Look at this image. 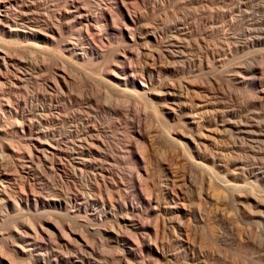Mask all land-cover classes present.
I'll return each instance as SVG.
<instances>
[{
  "label": "rangeland",
  "instance_id": "1",
  "mask_svg": "<svg viewBox=\"0 0 264 264\" xmlns=\"http://www.w3.org/2000/svg\"><path fill=\"white\" fill-rule=\"evenodd\" d=\"M125 1L0 0V264H264V0Z\"/></svg>",
  "mask_w": 264,
  "mask_h": 264
},
{
  "label": "bare ground",
  "instance_id": "2",
  "mask_svg": "<svg viewBox=\"0 0 264 264\" xmlns=\"http://www.w3.org/2000/svg\"><path fill=\"white\" fill-rule=\"evenodd\" d=\"M118 2H116L117 4L116 5H118L117 6V9L121 12L120 14H119V20L120 21H122L123 22V24L124 25H126V26H128V25H130V24H134L135 22H136V16H135V13L133 14V12L129 9V7L127 6V4H126V1L125 0H117ZM257 2V1H256ZM76 3V2H75ZM1 5H2V3H0ZM107 8H108V10H107ZM116 9V10H117ZM102 12L105 14V15H110L111 13H113L114 14V11H113V9L112 8H109V7H104V9L102 10ZM106 17V16H105ZM115 17V16H114ZM119 20H117V21H119ZM82 26V25H81ZM85 26V28L84 29H87L88 28V26L87 25H84ZM83 26V27H84ZM121 28V31L123 32L124 31V28H123V26L122 27H120ZM9 52V51H8ZM10 56V55H9ZM6 57V56H5ZM5 57H3V58H5ZM7 58V57H6ZM126 58V57H125ZM4 60V59H3ZM126 60V59H125ZM7 61V60H6ZM133 66V65H132ZM126 71H123L122 73L125 75V83H133V84H135V81H136V79H137V76L135 75V73H133V69H132V67H128V69H125ZM63 76V75H62ZM144 83L142 82V81H138L137 82V85H140V86H144L143 85ZM261 89V88H260ZM259 99V98H258ZM126 103V102H125ZM93 105V104H92ZM128 117V116H127ZM133 119V118H132ZM136 122V121H135ZM95 125V124H94ZM96 129V128H95ZM90 130H94L93 128H91ZM99 130V129H98ZM137 133H140L139 131H137ZM136 133V134H137ZM94 137V136H93ZM98 138V137H97ZM86 140V139H85ZM93 140H94V142H95V140L96 139H94V138H92V137H90V140H89V142H87V145H86V147H85V150H84V152H85V154L88 156V158L89 157H91L92 159L90 160V159H87L85 162H86V164L89 166V167H93V169H95L96 170V173L94 174V176H97V178L98 179H100L101 181H105L104 179H106V175L105 174H107L108 173V169L106 168V167H104V163L103 162H101V159L102 158H104V156H105V153H104V151L100 148V144H101V141H98V140H96V142H99V145H97V146H93ZM129 147V146H128ZM147 153V152H146ZM44 155V154H43ZM94 155V156H93ZM110 155V154H109ZM174 155V154H173ZM175 156V155H174ZM173 156V157H174ZM94 157H96V159L99 157L100 159H99V161H96V160H93L94 159ZM135 157H136V160L138 161V163L139 164H143V163H145V161H146V156H145V154L144 155H141V154H137V152H136V154H135ZM171 159H173V158H171ZM176 161V160H175ZM84 162V163H85ZM171 163V162H170ZM181 163V162H180ZM177 164V163H176ZM185 164V163H184ZM173 165V164H172ZM181 165V164H180ZM179 165V166H180ZM167 166V168L171 171V172H173L174 173V169L172 168V167H174V166H171L170 164L168 165H166ZM177 166V165H176ZM130 167V166H129ZM185 167V166H184ZM179 169V168H178ZM132 170V169H131ZM176 172L178 171V170H175ZM184 171H186V170H184ZM113 173V172H112ZM89 175V174H88ZM148 175V174H147ZM175 175V174H174ZM3 177H5V174L4 173H2V171H0V180H1V178H3ZM186 177V176H185ZM210 177V176H209ZM202 178V177H201ZM200 178V179H201ZM113 179H115V178H113ZM122 179V178H121ZM210 179V178H209ZM191 180V179H190ZM211 180V179H210ZM96 181H97V179H96ZM107 181V180H106ZM110 181V180H109ZM114 181V180H113ZM142 181V180H141ZM213 181V180H212ZM121 182V181H120ZM94 183V182H93ZM99 183V182H98ZM106 183V182H105ZM102 184V183H101ZM98 185V184H97ZM99 185H100V183H99ZM103 185V184H102ZM119 185V184H118ZM105 186H106V184H105ZM201 187V186H200ZM100 188V187H99ZM118 188H119V186H118ZM6 189H7V187H6ZM111 189V188H110ZM118 190V189H117ZM6 191V190H5ZM100 191V190H99ZM102 191V190H101ZM116 192V191H115ZM144 191L142 190H140V198L143 200V202L149 207V208H152V207H154L153 206V201L151 200V199H149V198H151V197H149V198H146V196L144 195V193H143ZM122 194V193H121ZM209 194V193H208ZM91 195V194H90ZM120 195V194H119ZM92 197V196H91ZM120 197V196H119ZM102 199V198H101ZM129 206H130V208L132 209V210H137V209H139V207H138V205L136 204V202H131V204H129ZM88 209V208H87ZM181 217V216H180ZM130 218V217H129ZM132 224V223H131ZM140 225V224H139ZM72 230V229H71ZM156 231V230H155ZM71 235V234H70ZM145 240V239H144ZM143 240V241H144ZM89 243V242H88ZM2 250V249H1Z\"/></svg>",
  "mask_w": 264,
  "mask_h": 264
}]
</instances>
